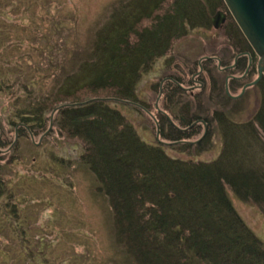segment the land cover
<instances>
[{"label":"trees","instance_id":"1","mask_svg":"<svg viewBox=\"0 0 264 264\" xmlns=\"http://www.w3.org/2000/svg\"><path fill=\"white\" fill-rule=\"evenodd\" d=\"M219 11L230 16L226 37L237 51L220 57L230 73L225 79L233 77L231 95L216 78L215 61H207V82L202 81L205 86L196 95L173 74L161 108L143 102L138 97L142 78L163 59L175 64V45L196 30H211ZM76 52L66 49L70 68L53 75L48 92L24 84L27 97L17 98L11 121L18 124L17 133L44 137L52 114L59 132L82 144L80 160L109 200L116 241L135 264H264V243L231 198L232 193L258 206L264 215V78L254 86L260 96L252 110L232 97L236 85L245 86L240 87L235 74L247 71L248 58L239 54L258 57L226 3L118 0L82 53ZM177 64L184 70L182 62ZM119 105L154 118L157 142L143 139ZM217 138L219 154L202 159ZM10 144L0 143V198L8 193L1 151Z\"/></svg>","mask_w":264,"mask_h":264},{"label":"rangeland","instance_id":"2","mask_svg":"<svg viewBox=\"0 0 264 264\" xmlns=\"http://www.w3.org/2000/svg\"><path fill=\"white\" fill-rule=\"evenodd\" d=\"M117 1L0 0V143H11L9 149L1 151L5 158L1 175L8 193L0 198V264H135L116 241L109 200L98 189L89 167L80 160L82 144L61 134L52 114L44 137L19 135L18 124L11 122L17 98L27 97L24 84L31 82L37 90L41 86L48 92L60 70L70 68L64 55L66 49L81 54L93 30L108 19ZM229 20L230 16L220 29L196 30L177 43L172 55L176 63L170 66L169 61L161 60L142 78L138 97L151 107L157 104L161 108L164 88L173 74L182 79L186 91L196 95L205 86L202 81L207 82V61H215L217 80H222L225 90L232 89L233 77L225 79L230 73L220 62V57L228 53L237 55L226 37ZM241 56L248 58L246 75H235L240 87L248 88L243 94L244 88L233 86L236 93L232 96L243 94L237 100L242 99L244 108L252 110L259 104L260 91L249 85L258 79L259 58L253 60L247 53L238 58ZM178 61L185 65L184 70ZM185 67L191 70L190 75ZM207 67L212 68L209 64ZM108 93L102 92V96ZM117 108L128 116L143 139L157 142L154 118L132 106ZM220 150L217 138L210 154L201 158L210 160ZM231 198L264 243V215L260 208L241 202L232 193ZM11 206L19 217L12 213Z\"/></svg>","mask_w":264,"mask_h":264},{"label":"water","instance_id":"3","mask_svg":"<svg viewBox=\"0 0 264 264\" xmlns=\"http://www.w3.org/2000/svg\"><path fill=\"white\" fill-rule=\"evenodd\" d=\"M226 3L228 11L232 14L236 25L239 26L243 36L255 51L259 58L257 69L258 79L253 82L254 86L264 78V0H223ZM227 20V14L219 11L212 19V26L220 29ZM248 88L243 89L244 91ZM227 93L230 95L228 89ZM241 94V96L243 95ZM234 97L235 99L240 98ZM101 100V99H95ZM93 100V101H95ZM111 99H102L107 101Z\"/></svg>","mask_w":264,"mask_h":264},{"label":"bare ground","instance_id":"4","mask_svg":"<svg viewBox=\"0 0 264 264\" xmlns=\"http://www.w3.org/2000/svg\"><path fill=\"white\" fill-rule=\"evenodd\" d=\"M228 13H229V11H228ZM229 14H230V13H229ZM231 16H232V14H231ZM232 17H233V16H232ZM233 19H234V18H233ZM245 75H246V73H245L242 77H244ZM255 81H257V79H256ZM255 81H254V82H255ZM258 83H259V82H258ZM258 83H257V84H258ZM257 84H255L254 86H256ZM228 91H229V90H228ZM226 93H227V90H226ZM229 93H230V95H231V92H229ZM232 97H233V96H232Z\"/></svg>","mask_w":264,"mask_h":264}]
</instances>
